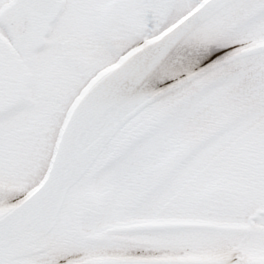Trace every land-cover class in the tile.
I'll return each instance as SVG.
<instances>
[{
  "label": "snow or ice",
  "instance_id": "1",
  "mask_svg": "<svg viewBox=\"0 0 264 264\" xmlns=\"http://www.w3.org/2000/svg\"><path fill=\"white\" fill-rule=\"evenodd\" d=\"M0 264H264V0H0Z\"/></svg>",
  "mask_w": 264,
  "mask_h": 264
}]
</instances>
